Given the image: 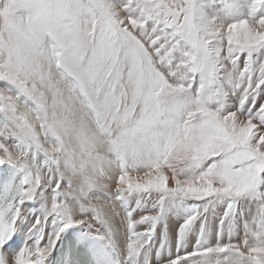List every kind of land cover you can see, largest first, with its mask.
<instances>
[{
  "label": "snow or ice",
  "instance_id": "6c2138e0",
  "mask_svg": "<svg viewBox=\"0 0 264 264\" xmlns=\"http://www.w3.org/2000/svg\"><path fill=\"white\" fill-rule=\"evenodd\" d=\"M0 264H264V0H0Z\"/></svg>",
  "mask_w": 264,
  "mask_h": 264
}]
</instances>
